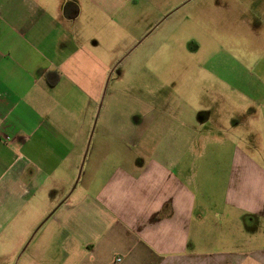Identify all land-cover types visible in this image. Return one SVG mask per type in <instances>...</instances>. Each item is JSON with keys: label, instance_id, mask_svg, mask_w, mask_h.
<instances>
[{"label": "crops", "instance_id": "0c3cea01", "mask_svg": "<svg viewBox=\"0 0 264 264\" xmlns=\"http://www.w3.org/2000/svg\"><path fill=\"white\" fill-rule=\"evenodd\" d=\"M232 2L0 0V264H264V0L196 66L210 79L180 90L177 116L107 121L91 142L114 56L189 24L203 37ZM161 132L179 143L145 145ZM59 195L27 233L36 200Z\"/></svg>", "mask_w": 264, "mask_h": 264}, {"label": "rangeland", "instance_id": "374dc122", "mask_svg": "<svg viewBox=\"0 0 264 264\" xmlns=\"http://www.w3.org/2000/svg\"><path fill=\"white\" fill-rule=\"evenodd\" d=\"M234 1L235 3L232 2L233 5L230 8H220L218 23L213 22V28L205 27L204 25L203 37H198L201 36L200 31L197 30L194 24H189L185 32L187 39H183L182 35L179 36L178 32L171 33L169 40L163 39L161 34L156 37L152 35L145 38L143 44L130 54L114 56L117 57L118 63L121 64L114 72L113 80L107 87V95L99 105L91 131L93 132L91 135L92 145L105 143L110 140L111 136H107L106 133L102 132V126H105L107 121H117L119 126L126 127L129 125V121L133 122L141 113L154 111L155 108L170 112L172 114L171 117L177 116V102L180 90L182 92L186 91L187 94H192L191 96H193L200 80L206 76L203 73L205 71H199L198 73L196 66L199 63L209 62L211 51L216 49V46L224 47L222 48L223 52H227L225 50L226 44L230 41L226 40L227 29L232 27L240 28L241 25L234 22L243 13L246 15L249 2H257V0H244L245 8H243L236 0ZM258 6L259 4H257ZM204 16L206 15L204 14ZM232 23L234 26L230 25ZM261 32L264 34V26ZM248 33L247 27L235 30V44L242 41L243 34L247 36ZM246 36L245 42L247 41ZM263 39L251 38L250 40H254L257 45H260ZM218 53L219 60L226 58L225 53H222V51L219 50ZM206 77L210 79L209 74ZM202 95L207 97L205 100H209V97H211L206 91ZM173 121L177 122V120ZM150 138L151 140L146 141L147 144L145 145L158 144L157 146L161 148L164 142L179 143L178 135H163L162 132ZM203 142L204 139H199L196 146H202L200 143ZM209 142V138L205 140V143ZM156 153L160 154L162 152L158 150ZM202 153L204 158L209 155L207 151H202ZM90 154L91 156L93 155L92 151ZM195 154L202 156L195 151L189 152L188 158L194 157ZM223 155V157H226L228 152H223ZM61 202L60 195L58 198H42V201L37 199L35 203L37 210L31 209L26 215L27 233L34 228L36 223L47 218L46 214L54 211ZM50 220L47 222H50Z\"/></svg>", "mask_w": 264, "mask_h": 264}, {"label": "built area", "instance_id": "2783aa9c", "mask_svg": "<svg viewBox=\"0 0 264 264\" xmlns=\"http://www.w3.org/2000/svg\"><path fill=\"white\" fill-rule=\"evenodd\" d=\"M122 261V258H118V262H121Z\"/></svg>", "mask_w": 264, "mask_h": 264}]
</instances>
